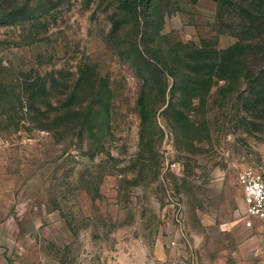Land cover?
<instances>
[{
    "label": "rangeland",
    "instance_id": "rangeland-1",
    "mask_svg": "<svg viewBox=\"0 0 264 264\" xmlns=\"http://www.w3.org/2000/svg\"><path fill=\"white\" fill-rule=\"evenodd\" d=\"M155 2L164 40L188 49L227 48L248 25L237 0ZM115 4L0 0V10H29L0 23L2 264H264L260 222L246 226L238 181L243 165L264 162V94L254 95L259 86L243 76L236 80L233 65L192 99L188 124L177 119L174 128L167 76L155 124L140 131L141 80L116 53ZM79 69L92 75L95 90L107 80L109 126L94 138L36 126L14 94L17 83Z\"/></svg>",
    "mask_w": 264,
    "mask_h": 264
},
{
    "label": "trees",
    "instance_id": "trees-1",
    "mask_svg": "<svg viewBox=\"0 0 264 264\" xmlns=\"http://www.w3.org/2000/svg\"><path fill=\"white\" fill-rule=\"evenodd\" d=\"M237 1L242 16L248 19L238 41L224 49L206 50L165 41L160 31L163 14L155 0H116L110 33L116 38V53L141 80L135 99L140 131L149 120L155 124L156 109L166 99L167 76L172 83L165 111L174 114L167 115L174 128L179 126L177 119L180 125L181 121L188 124L192 99L210 88L213 77L224 78L221 70L233 65L237 66L236 80L241 75L259 86L254 95L264 94V0ZM28 11L26 6L1 9L0 23H15ZM236 51L237 59L233 57ZM62 71L38 76L23 88L17 83L14 94L18 102L26 103L30 119L42 129L70 127L85 130L90 138L98 136L111 120L114 94L107 80L100 90H95L92 75L84 70L79 69L73 77L72 72Z\"/></svg>",
    "mask_w": 264,
    "mask_h": 264
},
{
    "label": "built area",
    "instance_id": "built-area-1",
    "mask_svg": "<svg viewBox=\"0 0 264 264\" xmlns=\"http://www.w3.org/2000/svg\"><path fill=\"white\" fill-rule=\"evenodd\" d=\"M175 166V163H172ZM238 181L243 191L246 226H253L257 218L262 229L260 253L264 256V162L256 165L246 163L238 173Z\"/></svg>",
    "mask_w": 264,
    "mask_h": 264
},
{
    "label": "crops",
    "instance_id": "crops-1",
    "mask_svg": "<svg viewBox=\"0 0 264 264\" xmlns=\"http://www.w3.org/2000/svg\"><path fill=\"white\" fill-rule=\"evenodd\" d=\"M261 244H262V240L260 242V246H261ZM2 263H3V261H2V258L0 257V264H2Z\"/></svg>",
    "mask_w": 264,
    "mask_h": 264
}]
</instances>
